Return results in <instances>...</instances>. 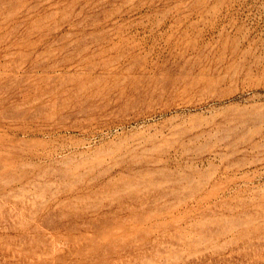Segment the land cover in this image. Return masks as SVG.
Here are the masks:
<instances>
[{
  "label": "rangeland",
  "instance_id": "374dc122",
  "mask_svg": "<svg viewBox=\"0 0 264 264\" xmlns=\"http://www.w3.org/2000/svg\"><path fill=\"white\" fill-rule=\"evenodd\" d=\"M0 264H264V0H0Z\"/></svg>",
  "mask_w": 264,
  "mask_h": 264
}]
</instances>
